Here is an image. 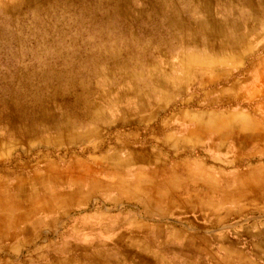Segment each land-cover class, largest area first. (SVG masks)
<instances>
[{
    "label": "rangeland",
    "instance_id": "374dc122",
    "mask_svg": "<svg viewBox=\"0 0 264 264\" xmlns=\"http://www.w3.org/2000/svg\"><path fill=\"white\" fill-rule=\"evenodd\" d=\"M234 1L0 0V198L5 205L18 193L15 188L34 190L29 207L36 212L50 201L69 202L61 191L56 197L35 184L47 172L83 192L89 191L87 183L95 186L97 194L81 198L90 203L87 210L113 204L101 192L99 177L123 169L120 159L131 150L150 146L164 152L161 139L182 135L191 124L184 112L229 107L264 115V105L256 106L264 102V0H256L259 11ZM196 151L191 150L227 168L209 159V152ZM192 164L168 157V171L178 183L174 190L193 186L186 179ZM26 195L19 197L21 205L28 204ZM252 206L248 214L232 216L233 226L211 232L203 242L217 253V264H225L221 247L228 244H240L249 258L255 256L257 235L264 233V199ZM30 209L22 215H30ZM124 214L134 216L130 209ZM36 254L0 255V264H39ZM90 260L82 253L56 264ZM192 260L155 251L145 259L122 250L114 264ZM196 262L214 264V259L201 252Z\"/></svg>",
    "mask_w": 264,
    "mask_h": 264
},
{
    "label": "crops",
    "instance_id": "0c3cea01",
    "mask_svg": "<svg viewBox=\"0 0 264 264\" xmlns=\"http://www.w3.org/2000/svg\"><path fill=\"white\" fill-rule=\"evenodd\" d=\"M234 2L245 5L243 9L259 11L260 1ZM261 100L256 106L264 105ZM183 118L191 124H187L182 135L170 133L161 139L167 146L164 152L150 146L131 150L120 159L125 163L123 169L114 168L99 177L103 180L101 192L113 204L87 210L90 203L81 198L84 194H97L95 186L87 183L89 191L83 192L82 187L58 180L50 172L38 177L35 184L43 192L54 191L56 197H61V192L69 196L71 200L66 204L54 200L50 207L33 211L29 200L36 195L34 190L24 188L20 189L22 192L15 190L27 194V205L20 204L18 193L8 196L16 205L12 200L5 205L0 198V255L20 258L31 250L38 252L33 257L38 258L39 264H56L58 259L72 261L86 253L91 259L88 264H114L115 258L120 260L122 250L145 259L153 257L155 251L171 258L194 257L192 264H198L196 259L203 252L217 264V253L207 250L203 242L210 239L211 232L233 226L230 221L234 214H248L252 205L264 199V160L254 162L264 156V115L215 107L188 110ZM191 150L207 151L209 159L223 162L227 168L211 164L205 154H192ZM169 156L192 161L191 173L186 177L192 187L182 192L173 189L178 183L168 171ZM196 191L201 194L193 195ZM171 192L183 196H165ZM25 209L32 213L25 217ZM125 209H130L134 216H125ZM170 214L174 219L165 218ZM257 236L261 238L253 245L254 257L249 258L240 244L222 246L225 264H264V233ZM56 237H60L59 242Z\"/></svg>",
    "mask_w": 264,
    "mask_h": 264
}]
</instances>
